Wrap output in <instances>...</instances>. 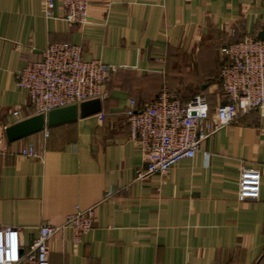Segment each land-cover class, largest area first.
<instances>
[{
    "label": "crops",
    "instance_id": "crops-1",
    "mask_svg": "<svg viewBox=\"0 0 264 264\" xmlns=\"http://www.w3.org/2000/svg\"><path fill=\"white\" fill-rule=\"evenodd\" d=\"M0 0V124L18 110L30 117L15 75L38 61L51 42L81 47L83 59L117 68L101 112L7 144L0 155V226L20 230L22 251L38 227H58L94 207L79 244L59 231L48 242L49 264H264V112L256 110L215 132L193 159L162 175L136 178L143 166L129 138L124 109L152 102L162 89L184 102L220 95V48L257 37L264 0H90L87 21L68 24L59 4ZM32 144L42 158H22ZM203 152L208 154L206 160ZM242 168L261 174L257 200H237ZM20 264H27L22 262Z\"/></svg>",
    "mask_w": 264,
    "mask_h": 264
},
{
    "label": "built area",
    "instance_id": "built-area-1",
    "mask_svg": "<svg viewBox=\"0 0 264 264\" xmlns=\"http://www.w3.org/2000/svg\"><path fill=\"white\" fill-rule=\"evenodd\" d=\"M90 0H44L42 15L54 16L59 4L62 18L68 24L83 25L88 17ZM243 2L244 0H238ZM223 64L219 71L222 101L211 108L204 94L184 102L176 93L162 89L156 98L136 109L129 99L124 115L129 138L137 143L143 156V166L135 170L136 178L145 180L162 176L184 159H193L202 144L224 126L251 111L264 112V40L245 35L241 41L220 48ZM117 68L99 60L83 59L81 47L69 42H51L38 61L28 62L15 75V86L28 98L30 116L47 115L50 111L109 96L107 85ZM14 122L23 120L18 110L12 112ZM100 119L102 115L99 114ZM0 124V155L7 152L4 128ZM49 137V129L42 132ZM22 158L41 159L34 145L23 147ZM205 159L208 154L203 152ZM237 200H257L261 174L256 169L239 172ZM94 207L80 209L64 218L58 227L43 223L37 237L22 251L20 230L0 226V264H49V240L59 231L69 232L71 241L79 244L93 228Z\"/></svg>",
    "mask_w": 264,
    "mask_h": 264
},
{
    "label": "water",
    "instance_id": "water-1",
    "mask_svg": "<svg viewBox=\"0 0 264 264\" xmlns=\"http://www.w3.org/2000/svg\"><path fill=\"white\" fill-rule=\"evenodd\" d=\"M257 39L264 40V27L258 33ZM102 101L93 99L80 103L78 106L71 105L50 111L47 115L37 114L27 117L19 122L4 128L7 144L23 140L27 137L42 132L45 128L61 126L75 122L78 118H86L101 112Z\"/></svg>",
    "mask_w": 264,
    "mask_h": 264
},
{
    "label": "trees",
    "instance_id": "trees-1",
    "mask_svg": "<svg viewBox=\"0 0 264 264\" xmlns=\"http://www.w3.org/2000/svg\"><path fill=\"white\" fill-rule=\"evenodd\" d=\"M222 64H223V61H221L220 65H219V71H220V68H221ZM218 77H219V73H218ZM218 83H219V79H218ZM219 88H220V95H218L219 96V100H218L217 104L222 101V90H221V87H220V83H219ZM208 104H209V102H208ZM209 106H210V104H209ZM210 108H211V106H210Z\"/></svg>",
    "mask_w": 264,
    "mask_h": 264
}]
</instances>
